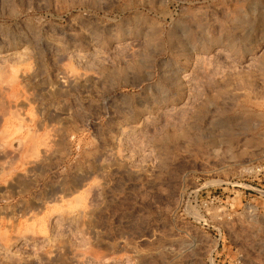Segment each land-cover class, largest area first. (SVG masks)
<instances>
[{
    "label": "rangeland",
    "instance_id": "374dc122",
    "mask_svg": "<svg viewBox=\"0 0 264 264\" xmlns=\"http://www.w3.org/2000/svg\"><path fill=\"white\" fill-rule=\"evenodd\" d=\"M6 153L0 189L93 171L0 264H264V0H0Z\"/></svg>",
    "mask_w": 264,
    "mask_h": 264
},
{
    "label": "flooded vegetation",
    "instance_id": "af4514ba",
    "mask_svg": "<svg viewBox=\"0 0 264 264\" xmlns=\"http://www.w3.org/2000/svg\"><path fill=\"white\" fill-rule=\"evenodd\" d=\"M1 156L3 157L2 160H7L9 167L12 166L18 158H20V155L16 156L15 154L8 153L0 154V157ZM48 162H50V159H43V161L35 166L33 170L28 171V175L25 174L17 176L15 180H12L7 185L2 186V189H0V202L3 201L7 204L3 205L4 207L0 206V217L5 216L8 217V219L14 217L13 219H15L22 215L31 216L33 212H42L46 209L47 205H52L61 199V193L63 190H66L68 193L73 192L74 190H77V188L79 189V187L85 182L86 179L82 184L76 183V185L72 181H67V184L64 179L60 178L55 180H59L57 183H49L43 186L38 193L31 195L35 173H44L45 171H41V169L46 167L49 164ZM92 171L93 170H83L77 175H83L87 178L90 176ZM15 196H22V201L16 204H8V202Z\"/></svg>",
    "mask_w": 264,
    "mask_h": 264
},
{
    "label": "bare ground",
    "instance_id": "6f19581e",
    "mask_svg": "<svg viewBox=\"0 0 264 264\" xmlns=\"http://www.w3.org/2000/svg\"><path fill=\"white\" fill-rule=\"evenodd\" d=\"M35 111L33 110V112H32V115L33 116H35V113H34ZM19 111H15V112H13V116L12 117H16V115L18 116L19 115ZM20 129V131L22 130V127H20L19 128ZM46 135H48L47 137L49 138V135H50V132H48ZM45 144V143H44ZM47 144V143H46ZM85 179V177L83 176V175H77V176H75L74 177V179L72 180V182L74 183V184H76V183H79V184H81L82 183V181ZM33 185V184H32ZM77 185V184H76ZM90 190V188H88V189H86V190H84V191H81L79 194H77L74 198H73V202H74V204H75V209H77L78 207H82L83 209H86L87 208V206H88V203H89V191ZM70 192V191H69ZM70 193H72V192H70ZM62 199H64V197H66L67 195H69L68 194V192L66 191V190H63L62 191ZM12 218H14V217H12ZM32 226H34V224L32 225ZM47 229H45V231H43V234H47Z\"/></svg>",
    "mask_w": 264,
    "mask_h": 264
}]
</instances>
